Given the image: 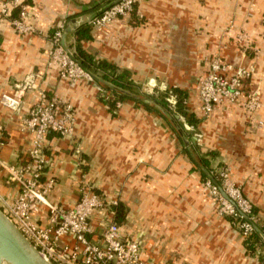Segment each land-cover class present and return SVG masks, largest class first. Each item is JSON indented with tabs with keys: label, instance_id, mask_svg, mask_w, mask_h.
Here are the masks:
<instances>
[{
	"label": "crops",
	"instance_id": "0c3cea01",
	"mask_svg": "<svg viewBox=\"0 0 264 264\" xmlns=\"http://www.w3.org/2000/svg\"><path fill=\"white\" fill-rule=\"evenodd\" d=\"M108 1L28 0V23L36 32L27 35L18 34L10 19L0 15V124L5 129L0 161L11 166L29 162L35 136L25 126L28 112L42 94L58 96L72 107L75 126L72 136H47L50 163L42 185L54 182L47 194L51 204L74 207L78 187L87 180L106 200L125 206V223L118 224L127 238L140 242L144 259L156 264H261L231 222L219 215V202L208 196L198 161L204 157L213 166L230 167L231 179L264 229V0H139L131 17L102 29L91 26L92 39L82 41L89 54L131 72L146 94L156 86L186 92L187 111L200 120L195 128L186 123L195 131L183 133L188 145L177 129L173 133L160 108L163 116L127 100L114 114L102 100L112 92L101 83L62 79L58 68L49 65L51 37L59 24H65L64 43L73 52L77 27ZM240 31L250 36V46L238 42ZM215 54L254 67L246 89L259 91L262 107L257 112L222 104L210 116L201 113L199 81ZM18 92L23 95L19 110L1 103L2 96ZM19 190L0 165L2 210L13 204ZM34 219L47 226L49 209L42 206ZM102 219V213L94 215V239L102 231Z\"/></svg>",
	"mask_w": 264,
	"mask_h": 264
},
{
	"label": "built area",
	"instance_id": "2783aa9c",
	"mask_svg": "<svg viewBox=\"0 0 264 264\" xmlns=\"http://www.w3.org/2000/svg\"><path fill=\"white\" fill-rule=\"evenodd\" d=\"M138 1L120 0L102 14L92 16L88 23L93 28L102 29L117 19H127L134 13ZM0 4V15L10 19L18 34L36 32L35 27L28 23L27 0H0ZM14 10H19V16L15 19L12 18ZM65 30V24H59L51 37L53 46L48 55L49 65L58 68L62 79L75 81L86 78L95 82V78L74 61L73 52L64 43ZM237 39L242 46L252 44L250 36L243 31L238 32ZM254 73L252 66L236 65L219 54L212 56L207 73L199 81L201 113L210 116L222 104L240 106L249 113L257 112L262 107L259 91L246 89ZM19 92L15 96H2L1 103L13 111L19 110L23 104V95ZM167 102L174 110L177 97L170 94ZM117 107L121 108L122 103H117ZM25 126L35 136L29 162L11 166L0 161L10 180L20 186L13 204L3 211L40 254L52 264H156L154 259L143 258L142 245L136 238H127L123 234L113 210L119 202L106 200L87 180L78 187L79 200L74 207L66 209L48 201L47 194L54 182L42 185V178L50 163L46 154L47 136L51 132L61 137L73 135L75 118L72 107L58 96L42 94L29 110ZM4 130L0 124V149L5 144ZM212 167L211 177L203 182L208 196L218 200L222 216L232 220L231 224L243 239H250L256 231L255 226L259 224V219L253 215L254 206L230 178L227 170ZM42 206L49 209L47 226H40L34 219V214H38ZM97 212L103 214L102 231L99 238L94 239L92 221ZM256 250L255 257L259 259L264 254V247L258 246Z\"/></svg>",
	"mask_w": 264,
	"mask_h": 264
},
{
	"label": "trees",
	"instance_id": "16d2710c",
	"mask_svg": "<svg viewBox=\"0 0 264 264\" xmlns=\"http://www.w3.org/2000/svg\"><path fill=\"white\" fill-rule=\"evenodd\" d=\"M118 1L120 0H110L105 4L98 5L92 10V16L102 14V12L106 8ZM18 16L19 10H14L12 13V18L15 19ZM75 36L77 41L72 55L73 59L80 67H82L86 72L91 74L94 78L102 79L104 81V83H102L103 88L106 91L108 89L112 92L113 96L111 98H106L105 96H102V100L109 107V110L112 113L115 114L118 111L119 108L117 107V103H123L127 100H131L136 103L137 106L144 107L149 112L161 114V112L157 109L160 108L167 111L173 117H176V114H179L191 127L195 128L200 123V120L196 117V115L187 111L185 101L188 95L186 92L179 89H171L169 91L167 90L164 94H162V96H164L163 98L158 97L156 94H145L142 91L141 86L136 84L132 79L131 72L127 70H121L115 64H112L106 60H100L97 57L86 52L82 46V41H88L92 39L91 25L89 23H82L79 27H77V30L75 31ZM170 94H173L177 97V105L174 110L171 109L169 103L167 102V97ZM145 99H147L149 102H145ZM179 125L182 130L185 131L183 124ZM53 134L60 136L59 134L53 132L49 133L48 135L52 136ZM198 164L202 181L205 182L208 178L211 177L212 165L210 161L204 157L200 158ZM214 182L216 184H220L216 180H214ZM114 210L116 212V221L120 224L125 223V206L122 204H118L116 207H114ZM253 215L259 218V216L256 214V210L254 207ZM229 221L232 220L229 219ZM257 228L259 229V231H255L252 237L246 240L247 251L250 255L254 257L256 256L257 247H264V229L261 228L259 224L257 225ZM259 261L261 264L264 263V254L259 258Z\"/></svg>",
	"mask_w": 264,
	"mask_h": 264
},
{
	"label": "water",
	"instance_id": "95a60500",
	"mask_svg": "<svg viewBox=\"0 0 264 264\" xmlns=\"http://www.w3.org/2000/svg\"><path fill=\"white\" fill-rule=\"evenodd\" d=\"M95 81L101 84L104 83V81L99 78H95ZM145 102L149 101L145 99ZM163 114L169 116L167 113L163 112ZM178 132L184 139L185 144L188 145L190 142L184 138L183 132ZM195 140L196 138H193V142H195ZM225 197L227 196L225 195ZM255 230L259 231L257 226H255ZM0 264H52L48 260H46L40 254L37 248L19 231L16 225L10 220V218L1 208Z\"/></svg>",
	"mask_w": 264,
	"mask_h": 264
},
{
	"label": "rangeland",
	"instance_id": "374dc122",
	"mask_svg": "<svg viewBox=\"0 0 264 264\" xmlns=\"http://www.w3.org/2000/svg\"><path fill=\"white\" fill-rule=\"evenodd\" d=\"M105 3V2H104ZM103 3V4H104ZM148 84V83H147ZM151 88V87H150ZM158 91V92H157ZM165 91L166 90H161V89H159V87L158 86H156V88L154 89H152L150 92H148L147 94H150V95H153V94H156L158 97H160V98H163L164 96H162V94H164L165 93ZM144 92V91H143ZM145 94H146V92H144ZM104 95V94H103ZM106 98H108V97H111L112 95L110 94V95H104ZM134 107H135V105H134ZM162 110V112H164V113H167L169 116H167V123L169 122L170 123V125L172 126V128H171V130L173 131V133H175V130L177 129V131H181V132H183V133H187V132H191V133H195V131H193L192 130V128L190 127V128H187L186 126V121H185V119L183 118V117H181L179 114H176V117H173L171 114H169L167 111H165L164 109H161ZM155 114H158V113H155ZM174 114V113H173ZM161 115V114H160ZM166 116V115H165ZM175 120H178V121H175ZM166 123V124H167ZM169 123L167 124L168 126H169ZM179 124H183V127H184V129H185V131H183L182 130V128L180 127V125ZM184 124H185V126H184ZM170 127V126H169ZM213 166V165H212ZM212 168H224L225 170H227L228 172H229V175H230V167L228 166V165H224V164H219V165H217V166H213ZM231 178V177H230ZM220 183V182H219ZM218 212H219V215L221 216V217H224V216H222V212H221V208H219L218 209ZM224 218H227L228 220H229V218L228 217H224ZM259 219V223H261V221H260V218H258ZM236 230H237V228L234 226V225H232ZM238 231V230H237ZM236 231V232H237ZM259 254V253H258ZM252 256V255H251ZM252 257H254V256H252ZM261 257V256H260Z\"/></svg>",
	"mask_w": 264,
	"mask_h": 264
}]
</instances>
